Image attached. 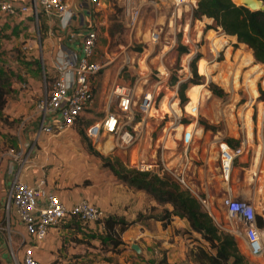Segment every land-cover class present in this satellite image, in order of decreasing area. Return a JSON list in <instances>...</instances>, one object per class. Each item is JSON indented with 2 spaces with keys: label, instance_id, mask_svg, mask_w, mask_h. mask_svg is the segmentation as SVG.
Here are the masks:
<instances>
[{
  "label": "crops",
  "instance_id": "crops-1",
  "mask_svg": "<svg viewBox=\"0 0 264 264\" xmlns=\"http://www.w3.org/2000/svg\"><path fill=\"white\" fill-rule=\"evenodd\" d=\"M19 1L13 0L16 5L19 4ZM65 1L72 9L83 16L82 18H73L70 27L66 30L61 29L57 20L45 13L39 15L36 23L31 17L20 15L8 17L0 12V30L11 36L7 42L2 44L1 48L4 52L1 55L2 59L8 60L9 63L4 66L0 65V72H6V66L11 70L7 74L4 73L8 77V93L5 107L1 110L0 115L7 117L8 120L20 118V122L13 127L14 129L7 126L3 127L4 129L8 128L10 139L13 140L15 145L13 146L14 148L20 143L33 141L30 158L19 173L21 181L29 185H35L38 181L45 180V188L53 192L67 207L72 206L81 199H87L103 210L106 216L122 218L128 222L135 221L119 236L124 248L131 249V245L136 243L139 245L141 252L130 251L132 255L137 257L133 258V261H126L128 258L124 259L126 255V257L130 255L126 251L119 255L110 251L103 253L98 248L99 243L104 238V232L100 224L81 223L75 218L64 220L56 228H51L43 240L35 242L27 235L24 225L17 219L14 208L11 207L8 211L5 210L7 191L19 163L6 156L4 151L0 155V264H14L11 251L20 260L28 248L31 249L33 256L40 264H141L143 257L148 258L152 254L153 250L147 249V246L154 241L160 243V246L162 245L164 249L168 247H171V249L175 248L178 250L177 254H180L184 250V240L176 231H190L188 222L177 216H173L165 226L160 221L151 218L138 221L137 216L139 213H145L147 208L157 206L154 198L142 190L129 189L124 182H120L109 170L100 167L98 160H95L92 156H82L77 149V142L74 139L76 133L72 128H65L59 133H54L53 136L41 133L35 138L34 132L38 126L35 105L42 94L40 89V79L43 82L42 64L46 77L48 79L53 77V61L57 52L62 48H66L80 53L81 38L92 27L93 23H98L99 34H102L108 40L107 28L110 20L107 19V14L106 16H93L87 9L80 8V4L84 0ZM169 12L167 5L163 6L156 14L144 11L139 22L141 29L144 30L147 26L152 27L155 18L161 13L166 14L165 23L168 24ZM166 24L163 34L169 28ZM35 25L38 36L34 42L31 37L33 35V26L35 27ZM102 28H104L103 32L101 31ZM171 29H173V26ZM71 34L74 35L72 39L69 37ZM228 37L233 39V43L236 42L234 36ZM19 41H23L20 48L22 54H16L12 51L13 46L17 45ZM239 45L245 46L244 44ZM104 47L106 50L107 45ZM245 47L247 48V46ZM150 48L149 56L153 52V46H150ZM248 50L250 51V49ZM161 53L158 61L163 67H166L164 57L168 58L171 52L167 55L164 52ZM96 58L99 57L96 56ZM149 59V57L146 59L148 69L145 75L146 78L144 77L146 81L142 80L141 92L142 89L154 87L167 79V76L164 77L159 72L153 74L156 78L153 79L151 77L150 73L154 67L153 63L149 64ZM159 62L157 63L159 64ZM113 64L103 71L100 78L103 83L105 81L108 87L104 100L100 95H96L94 88L95 101L90 110L93 113L102 114L98 118L102 117L106 112L115 109V103L111 96V87L114 83L121 80L117 81L115 77L120 72L119 62H116L115 65ZM114 66L116 68L113 69ZM130 68L131 66L126 70L127 73L130 72ZM108 70H111L112 73L106 74ZM141 79L142 77L138 81ZM100 80L97 78L95 87ZM122 84L133 86L135 90V86L128 84L126 81H122ZM8 94L10 95L9 97ZM98 118L96 117V119ZM93 120H95V117L94 119L91 118L90 122ZM180 120L175 115H165L163 118L150 116L142 119L141 127L143 128L144 139L139 144L141 146L138 152L144 151L145 155L146 153L148 156L153 155V158L158 157L161 153L171 169H175L184 175L192 190L208 198L211 205L210 216L221 230L233 236L237 248L240 254L244 256L247 264H264V253L255 257L260 260H250L245 238L243 235L233 233V227L227 218L225 208H216L213 204V199L210 198L212 193L221 198L227 193L241 199L250 197L247 196V191L243 186V189H233V187L239 186L241 183L246 185L245 183L247 182L249 190H253L251 180L255 170L253 168L246 169L245 167L246 161L244 158L247 153L243 151L234 160L235 165H233L228 182L217 177V180L214 179L210 186L206 182L204 166L207 164V159L211 158L212 161L216 159V156L213 154L209 156V152H206L207 145L204 143L200 142L195 145L196 135L194 132L181 130L179 137L173 139L174 144H166L168 143L167 138L169 135L175 136L178 126L186 125ZM197 128L200 127L197 125ZM237 135L232 134L230 138L239 139ZM190 136L192 138L190 143H188ZM259 156L260 154L257 153L254 159L255 163L258 162ZM131 158L132 155L129 157V161ZM219 176L221 177L220 173ZM86 180H90V182L88 183ZM220 182L221 184L219 185ZM165 207L171 209V206ZM237 227L240 228L241 226L238 225ZM171 236L174 241L170 243ZM12 243L15 246V250ZM154 252H157L156 249H154ZM166 264H172L169 258Z\"/></svg>",
  "mask_w": 264,
  "mask_h": 264
},
{
  "label": "built area",
  "instance_id": "built-area-1",
  "mask_svg": "<svg viewBox=\"0 0 264 264\" xmlns=\"http://www.w3.org/2000/svg\"><path fill=\"white\" fill-rule=\"evenodd\" d=\"M169 1V2H168ZM197 0H117L121 8L122 25L130 38L128 44H118L115 53H105L103 59L96 58L99 29L98 23L82 36L80 53L72 49L62 48L53 61L54 76L52 83L46 85L47 77L42 64V77L44 92L37 100L35 112L38 126L35 130V138L41 133H59L65 128H71L81 121L85 111L90 110L95 101V82L100 73L109 65L119 62V68L128 69L135 67L140 55L139 51L129 47L137 25L143 12L156 14L163 6H168L170 12L168 19L173 20V30L177 25L185 22L186 16L192 21V12ZM110 3L107 0H84L80 8L87 9L93 16H106ZM181 9L180 16L175 11ZM0 12L5 16H27L37 23L39 15L45 13L57 20L61 29L70 27L73 18L83 17L65 0H20L14 4L13 0H0ZM152 25L150 42L156 44L163 35L164 28ZM188 36L191 38L190 31ZM71 39L74 35L69 36ZM176 39H174L175 41ZM194 54L197 53L195 50ZM166 54V52H164ZM194 56H190L189 59ZM151 75V74H150ZM180 81H178V84ZM159 85L142 89L136 96L133 86L116 82L111 87L112 100L115 103L113 111L106 112L102 117L83 125L85 136L91 141H96L106 133L115 139V142L123 148L137 142L143 132L141 126H136V118L140 120L150 117L151 108L155 106L157 97L161 93ZM172 98H176V92ZM264 103V101L262 102ZM179 105L182 104L179 99ZM183 115L181 112L179 118ZM192 136L189 137L190 143ZM113 142V141H111ZM114 144V143H113ZM218 163L222 180L228 182L232 173L234 160L243 153L244 146L231 147L227 141L218 140ZM33 141L20 143L17 147L5 150L4 154L19 163L15 171L6 195L5 210L14 208L17 219L24 225L25 231L35 242L43 240L51 228H56L64 220L76 217L82 223H99L103 232L106 227L105 212L87 199H81L70 207L65 206L60 199L45 188V180L38 181L35 185H29L19 179V173L23 165L27 163L32 153ZM135 168L139 171L151 172L162 175L167 173L172 176L183 188L189 190L199 201L202 208L210 215L211 205L206 196H202L191 189L184 175L167 165V160L160 153L154 160L137 162ZM256 168L252 174L251 185L253 190L248 199H241L227 193L222 198L233 233L243 235L247 245L248 255L252 258L264 253V173ZM261 185L256 188V185ZM241 227L238 228L237 226ZM14 264H40L33 256L31 249H26L19 260L11 251Z\"/></svg>",
  "mask_w": 264,
  "mask_h": 264
},
{
  "label": "rangeland",
  "instance_id": "rangeland-1",
  "mask_svg": "<svg viewBox=\"0 0 264 264\" xmlns=\"http://www.w3.org/2000/svg\"><path fill=\"white\" fill-rule=\"evenodd\" d=\"M107 2L110 3V7H108L107 9V19L110 20V22H108L109 27L107 28L108 40L104 36H102V34H99V46L96 50L99 59H103L102 56H104L105 53H115L118 44L125 45L130 42L129 35L126 31H124V27L122 25L123 19L121 8L118 6L117 0H107ZM188 2H193V0H188ZM181 11L182 10L178 11V16H180ZM197 20H201L204 23L202 34L199 39L195 38V33L193 32V29L196 25L195 22ZM165 22L166 14H158L154 20V24L159 27L158 31H161L164 28L166 24ZM169 23L170 22L166 24V26H168L169 28L161 36V39L155 45L152 44L153 52L150 56L147 50L150 48V33L152 31V27L147 26L146 34L143 40L140 37L141 31L143 30H141L140 24L137 25L134 33L131 36L133 43L129 47V49L139 51L140 53H143L145 51V56L137 62L135 68H130L129 73H127V69H121L119 74L115 75L116 80H121L120 83H122V81H126L128 84L134 85L135 94L136 96H138L141 93L140 86L142 85V80H145L144 77L147 74V70L140 71L139 66L140 68H144L147 64L146 59L149 57V64L151 65L153 62L154 67L150 73L151 77L153 79L156 78L153 76V74L157 72L162 74L164 77L167 76L165 82L159 85L161 93L157 97L155 106L159 105V102L161 101V98L164 96V94L173 96L174 92H176V98L179 100L180 97L178 93V81H180L181 83L193 78V71L191 68V62L193 58L189 59V56H195L196 54H199L200 59L198 58V61L196 60L197 62H195V71L199 76V81L196 83L190 81L188 82L187 86L188 88L190 86L204 87V94L206 97L201 103V106H199L200 112L195 117L188 115L186 111V105L190 102V99L187 97L188 88L186 92L184 91L185 100L181 103L182 107L179 105V103H176L175 108L180 114L181 112H183V115L180 117V119H187L190 123L188 125L182 126V128L190 127L188 132H191V126L192 124H194V122L201 128L202 136H195V145H198L200 142L204 143L205 145H207L206 152H209V156H212V154L216 156V159H213L212 161L211 158H209V160L207 159V164L204 166L206 173V182H208V185L211 186V182H213V180L217 177L222 179V177L219 176V163L217 162V143L220 139L226 141V139L230 138L232 134H238L237 136L240 139V144L244 146V152L247 153L246 157L244 158V160L246 161V169L253 168L254 170H256V168H259L264 173V113L261 114L260 112L261 109L264 112V103H262L264 101V95H262V92H264V66L254 62L252 53L248 50V47V49L243 45H238L237 47H235L233 45L234 43L232 42L233 39H229L228 36H225V34H223L220 29L213 28L214 25L212 19L209 22L206 21L204 17L201 19H193L192 17V29H190V20L188 16H186L183 25H177L176 29L173 31L171 29L172 27L169 26ZM207 25H211L212 28H206ZM101 31L103 32L104 28H102ZM111 31H113V33H111ZM189 31L191 33V38L188 36ZM182 32L187 34L188 40L185 38V35ZM32 33L33 35L31 37V40L35 42L38 36L36 25L35 27L33 26ZM9 35L10 34H5L2 30H0V65L2 66L9 63L8 60L2 59L1 57V55L4 54L3 50L1 49L2 44L7 42L11 38V36ZM174 39L176 40L174 41ZM22 44L23 41H19L17 45L13 46L12 51H14L16 54H22V51L20 49ZM106 45L107 48L105 50L104 46ZM181 46L186 47V50L183 51L180 48ZM195 50L197 51L196 54L193 53ZM160 52H166L165 55L171 52V55L168 58L164 57L166 67H163L161 65L160 68L159 64L157 63L159 61L156 59L162 54H160ZM185 56H188V59L186 61V68L182 63V59ZM204 62H206L210 66V72L208 76L207 72L205 73V70L200 71L201 65ZM115 64L116 62L113 65ZM114 68H116V66H114L113 69ZM10 70L11 69L6 66V72L2 73L7 74ZM103 71L98 77L99 80L103 74ZM111 73V70H108L106 72V74ZM140 77H142V79L138 81ZM52 80L53 79H47V87L50 86ZM210 82L214 83L223 91L222 96L219 97L212 94L208 87ZM40 84V89L43 94L44 83L41 79ZM107 91L108 87L105 81L103 83V81L100 80V82H98L95 87L96 95H100L104 100ZM261 95L262 97L259 98V96ZM9 96L10 95L8 94V97ZM92 113L93 112L91 110L85 111L80 123L71 127L76 133L74 139L77 142L76 146L81 155L92 156L95 160H98L100 167L109 170L111 173L112 171L108 167L104 166V162L107 160L115 164V166L121 164L120 166L125 169L137 170L135 168V165L137 163L132 164L129 161V157L132 155V157L138 158L139 156V162H142L141 152L144 153V151L138 152V149L141 146L139 144H141L144 139V132H142L140 139L135 142V144L126 148H123L122 146L117 144L115 142V139L111 136H108L106 133H103L98 140L93 142L85 136L82 128L83 125H86L90 122L91 118L94 119L95 117L96 119V117L98 118L102 115L100 113ZM165 115L173 116L169 114ZM165 115H163V117ZM200 120H203L206 124H208V126H211V128L204 130L203 126L199 123ZM136 121V126H141L142 120H140V116H137ZM19 122L20 118L8 120L7 117H3L2 115H0V155L8 148L15 146L13 140L10 139L8 128L4 129L3 126L14 129L13 127L16 126ZM49 136H53V134H50ZM175 137L176 136L172 137L171 135H169L167 138V142H172L174 144L173 139ZM96 152L99 155H97ZM257 153L260 154V156L258 162L255 163L254 159ZM155 158L156 157H154L152 160H154ZM233 165L235 164L233 163ZM114 177H116L120 182H123L117 176L114 175ZM86 182L89 183L90 180H86ZM220 184L221 182L219 183V185ZM245 184L246 185H244V183H241L239 186L233 187V189L237 190V188H242L243 186V188H245V190L247 191V196H250L252 191L249 190V185L247 184V182ZM257 187L260 188L261 185H256V188ZM128 188L133 189L130 187ZM148 195L152 197L150 194ZM210 198L213 199V204L214 206H216V208L220 209L223 207L221 197L212 193L210 194ZM165 206L170 205H159L157 203V206L150 207H155L154 210H150V208H147L145 213H139L138 215L141 214L139 219H148L146 217L149 214H159L161 210L165 208ZM112 229L113 241H111L110 239H102V241L98 245V248L102 250L103 253H105L106 251H110L111 253L117 255L121 254L123 251H126L128 252V254H130L128 257H126L127 255L124 257V259L128 258L126 261H133V258H137L131 253L135 252L133 249L123 247V242L120 240L118 232L119 226L115 225ZM176 232H178L184 240V250H182L183 252L177 254L178 250H176L175 248L171 249V247H168L167 249H164L162 245L160 246V243L154 241L151 243V245L147 246V249L153 250L152 254L149 255L148 258L143 257L141 259V264H166L168 258L172 264H199L198 250L200 246H203L209 252H214L209 248L208 243L202 238L200 234L192 232L191 230H177ZM169 241L170 243L173 242L174 238L171 236ZM12 246H14L13 243ZM13 248L15 250V246ZM154 249H156L157 252H154ZM256 259L259 258L250 257V260Z\"/></svg>",
  "mask_w": 264,
  "mask_h": 264
},
{
  "label": "trees",
  "instance_id": "trees-1",
  "mask_svg": "<svg viewBox=\"0 0 264 264\" xmlns=\"http://www.w3.org/2000/svg\"><path fill=\"white\" fill-rule=\"evenodd\" d=\"M262 1L264 3V0ZM192 17L193 19H201L204 17V19L209 22L212 19L214 25L213 28L220 29L225 36H234L236 42L233 45L235 47L239 44L247 46L252 53L254 62L264 66V10H250L243 5L235 4L232 0H197L196 7L192 12ZM203 25V21L197 20L195 28L193 29L195 38H200ZM206 28H212V26L207 25ZM146 29L147 28L141 31L140 34V37L143 40L146 34ZM111 33H113V31H111ZM182 33L187 39V34L184 32ZM180 48L183 51L186 50V47L184 46H181ZM144 52L139 56L137 62L145 56ZM198 58L199 54H196L191 62L193 78L181 82L178 86L181 103L185 100L184 91L186 92L188 88V82L193 81L196 83L199 81V76L195 71V62L198 61ZM187 59L188 56H185L182 59L185 68ZM203 70H205V73L210 72V66L206 62L201 65L200 71ZM7 84L8 77L0 72V111L6 104V96L8 93ZM208 87L212 94L219 97L223 95V91L214 83L210 82ZM262 95H264V92H262ZM262 95L259 96V98L262 97ZM187 97L190 99V102L186 105V111L188 115L195 117L199 114V106H201V103L206 97L204 94V87L190 86L187 90ZM170 98V95H164L159 102V105L153 107L150 111V116L162 118L164 114H168L167 104ZM177 101L179 102L178 99ZM180 121L186 123V125L190 124L187 119H181ZM79 123L80 122H78V124ZM199 123L203 126L204 130L211 128V126H208L203 120H200ZM191 128V132H194L196 136H202V130L201 128H197L195 122ZM189 129L190 127L177 128L175 136L179 137L181 130L188 132ZM226 141L233 148L240 145L239 139L227 138ZM169 143L170 142L167 144ZM96 154L99 155L97 152ZM152 158L153 155L148 156L147 153L145 155V152H141L142 163L147 160H152ZM130 162L136 164V157H132ZM120 165L118 164L115 166V164L108 160L104 162V166L108 167L112 173L122 180L128 187L147 192L159 205L169 204L171 206V209L165 207L159 214H149L146 218L160 221L163 226H165L173 216L185 219L188 222L190 230L200 234L208 243L209 248L214 252H209L203 246H200L198 250L199 264H247L244 256L240 254L233 236L220 230L212 217L202 208L198 199L191 194L189 190L183 188L169 174L164 173L159 175L134 169H125ZM154 209L155 207L150 208V210ZM140 216L141 214L138 215L137 220H140ZM72 218L77 219L76 217ZM134 222L135 221L128 222L122 218L107 216L104 220L106 230L103 239H110L113 241L112 228L115 225L119 226L118 232L120 235Z\"/></svg>",
  "mask_w": 264,
  "mask_h": 264
},
{
  "label": "bare ground",
  "instance_id": "bare-ground-1",
  "mask_svg": "<svg viewBox=\"0 0 264 264\" xmlns=\"http://www.w3.org/2000/svg\"><path fill=\"white\" fill-rule=\"evenodd\" d=\"M234 1V0H233ZM234 2H238V0H235ZM179 10H181L180 8L177 10V15H176V11H175V15H176V17L178 16V11ZM169 26H173V20L172 19H170L169 20ZM173 30V29H172ZM151 47H152V44L150 43L149 44ZM164 48V47H163ZM150 50H151V48H150ZM169 50H170V48H169ZM148 51V53H149V49L147 50ZM167 52V51H166ZM151 53V52H150ZM160 54H161V52H160ZM141 55H142V53H141ZM140 55V56H141ZM159 58V57H158ZM158 58H157V60H158ZM162 58V57H161ZM150 60V59H149ZM153 63V62H152ZM159 66H160V68H161V63L159 62ZM150 67V66H149ZM148 69V64H146V66L144 67V68H139V70L140 71H145V70H147ZM163 69V68H162ZM149 71V70H148ZM209 74L207 73V76H208ZM146 78V77H145ZM146 81V80H145ZM143 83V82H142ZM141 87V86H140ZM164 95H167V94H164ZM176 103H179L178 101H177V98H172V96H171V98H170V100H169V102H168V104H167V112H168V114L169 115H175V116H179L180 115V113L176 110V108H175V104ZM154 107H157V106H154ZM153 108V107H152ZM152 108H151V110H152ZM261 114L262 113H264L263 112V110L261 109ZM175 127V126H174ZM181 126H178L177 128H180ZM136 161L137 162H139V156H138V158H136ZM250 179V178H249Z\"/></svg>",
  "mask_w": 264,
  "mask_h": 264
},
{
  "label": "water",
  "instance_id": "water-1",
  "mask_svg": "<svg viewBox=\"0 0 264 264\" xmlns=\"http://www.w3.org/2000/svg\"><path fill=\"white\" fill-rule=\"evenodd\" d=\"M234 3L237 5H243L250 10H264V3L262 0H238V2ZM131 249H133L136 253L141 252L139 245L136 243L131 245Z\"/></svg>",
  "mask_w": 264,
  "mask_h": 264
}]
</instances>
